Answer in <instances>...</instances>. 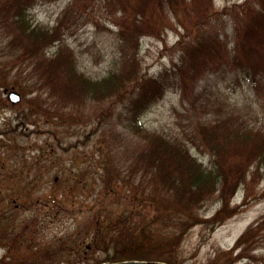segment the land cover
Masks as SVG:
<instances>
[{
  "label": "trees",
  "instance_id": "1",
  "mask_svg": "<svg viewBox=\"0 0 264 264\" xmlns=\"http://www.w3.org/2000/svg\"><path fill=\"white\" fill-rule=\"evenodd\" d=\"M40 1L0 0V56L30 61L23 84L11 72L23 62L0 57V101L4 89L24 95L22 107L0 120V263L183 264L187 231L200 223L213 231L239 213L246 201L231 207L232 199L242 188L247 199L264 175V129L236 114L226 91L246 82L264 93V0L222 10L214 0H71L54 26L31 19ZM96 12L116 27L118 51L112 69L95 79L80 70L63 32L70 23H91L85 17ZM167 30L180 36L179 61L146 74L142 39ZM213 76L225 79L223 92L211 90ZM171 90L200 113L186 137L143 121ZM192 148L209 157L207 164ZM214 199L221 207L206 220L200 209ZM48 205L74 210L75 238L58 233L45 240L52 216L40 207ZM143 207L159 215L135 224ZM259 224L211 264L223 255L229 264L245 257Z\"/></svg>",
  "mask_w": 264,
  "mask_h": 264
},
{
  "label": "rangeland",
  "instance_id": "2",
  "mask_svg": "<svg viewBox=\"0 0 264 264\" xmlns=\"http://www.w3.org/2000/svg\"><path fill=\"white\" fill-rule=\"evenodd\" d=\"M71 0H42L31 10V19L34 24L43 26H54L63 11ZM218 10L235 3H242L245 0H214ZM90 22L81 21L79 23H70L69 27L63 33L67 44L76 54L80 70L92 78H101L107 74L113 67L112 60L117 54L118 47L116 41V27L106 20V15L96 12V16L88 17ZM73 24V25H72ZM72 25V27H71ZM221 25V20L218 26ZM71 27V28H70ZM70 28V29H69ZM182 31L184 29H181ZM227 37L229 48L233 47L234 35L230 26V19L227 22ZM179 35L174 30H167L162 37H144L142 39L141 55L143 59V72L152 75L158 73L166 67H170L173 62H178L180 52L177 49ZM5 55V54H3ZM1 59L9 63H23L11 70L13 76L21 78V82L29 77L30 61L20 60L15 54H8L7 57L0 56ZM230 80L227 78L226 81ZM225 79L213 76L209 83L211 90L217 91L226 89ZM25 88L26 84H25ZM11 91L18 92L22 98L18 103H13L9 98ZM236 114L246 115V119L256 127L264 129V93L257 94L248 83L226 90ZM23 93L19 88L13 90H3L0 101V120L9 115L15 114L23 103ZM8 100V101H5ZM189 102V101H188ZM187 101L182 100L181 94L171 90L165 97L153 107H151L143 116L144 124L153 131H158L169 136L186 137L190 134L192 118H197L200 114L198 110L189 105ZM233 107V109H234ZM249 113V115H247ZM235 118V116H233ZM193 153L198 156L200 161L205 164L209 157L203 155L196 148H192ZM250 195L247 199L246 191L242 188L231 201V207H235L243 201L246 206L231 218L227 219L222 225L217 226L213 231L207 223L194 225L187 234L180 247V255L183 264H211L218 253H225L232 249L238 238L253 224H259L264 218V175L259 177L250 188ZM221 207L218 199L207 202L200 209V215L204 219L211 218ZM44 214L52 216V222L45 229L47 236L45 240L52 239L61 233H69L71 239L77 234L74 228L77 224V215L70 207L57 210L55 205L40 207ZM136 212L133 217L135 224H142L152 216L159 215L155 208H142ZM90 219V218H89ZM85 219L84 223L88 226L91 221ZM255 234L253 242L245 252V257L238 259L233 264H264V224ZM168 229H165L167 232ZM169 230H173L170 227ZM59 233V234H58ZM165 234V233H164ZM30 250H24L25 254H30ZM240 250L234 254L239 253ZM4 255V250L0 248V260ZM230 260L222 256L221 264H229ZM3 264V263H0Z\"/></svg>",
  "mask_w": 264,
  "mask_h": 264
},
{
  "label": "water",
  "instance_id": "3",
  "mask_svg": "<svg viewBox=\"0 0 264 264\" xmlns=\"http://www.w3.org/2000/svg\"><path fill=\"white\" fill-rule=\"evenodd\" d=\"M9 97L14 103L21 101V95L16 91H11ZM99 264H166L163 262L157 261H146V260H123V261H106Z\"/></svg>",
  "mask_w": 264,
  "mask_h": 264
}]
</instances>
